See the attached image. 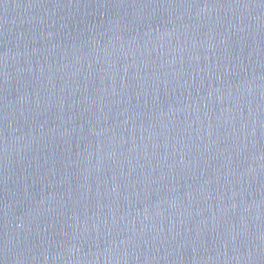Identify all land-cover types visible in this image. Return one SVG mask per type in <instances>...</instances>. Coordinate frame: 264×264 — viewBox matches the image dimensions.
Returning <instances> with one entry per match:
<instances>
[{"label": "water", "instance_id": "obj_1", "mask_svg": "<svg viewBox=\"0 0 264 264\" xmlns=\"http://www.w3.org/2000/svg\"><path fill=\"white\" fill-rule=\"evenodd\" d=\"M0 264H264V0H0Z\"/></svg>", "mask_w": 264, "mask_h": 264}]
</instances>
